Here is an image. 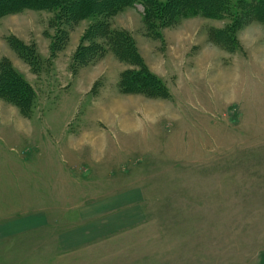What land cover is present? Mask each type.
Masks as SVG:
<instances>
[{"label": "rangeland", "instance_id": "1", "mask_svg": "<svg viewBox=\"0 0 264 264\" xmlns=\"http://www.w3.org/2000/svg\"><path fill=\"white\" fill-rule=\"evenodd\" d=\"M200 1L209 7L207 17L184 19L156 37L145 33L140 5L113 19L114 28L131 34L149 70L161 75L167 98L120 89V75L129 67L112 53L75 68L70 57L90 20L70 30L66 46L61 43L52 57L58 32L51 13L27 10L0 18V60L9 59L35 92L28 116L0 100V120L15 126V120L31 119L33 130L48 132L30 140L43 157L29 168L23 160L36 144L13 143L3 133L8 127L0 126V168H29L32 199L48 200L49 206L15 208V216L44 210L60 221L1 245L0 264H56L57 234L77 225L80 208L74 204L97 198L107 190L96 189L108 186L111 195L145 187L150 229L163 252L144 264L253 263L264 248V12L234 29L237 49L225 29L233 18L218 20V0ZM12 39L34 46L29 64L12 49ZM71 134L80 139L72 152H79L73 161L80 166L73 176L79 194L57 195L50 184L42 191L49 175L67 168L50 157L69 149ZM45 167L47 176L40 172Z\"/></svg>", "mask_w": 264, "mask_h": 264}, {"label": "crops", "instance_id": "2", "mask_svg": "<svg viewBox=\"0 0 264 264\" xmlns=\"http://www.w3.org/2000/svg\"><path fill=\"white\" fill-rule=\"evenodd\" d=\"M74 53L75 51L70 57L71 62ZM148 67L151 68V66ZM153 73L160 78V74ZM20 74L23 75L22 73ZM23 76L25 77V75ZM11 121L0 120V126L8 127L7 130H3V133L13 143L22 142L21 140L23 139L31 142L30 140L34 139L35 133L39 134L41 139L48 135L45 129L38 128L39 130H33L31 119H21L19 122L15 120L14 122L17 123L15 124L16 127L12 125ZM77 137L78 135L71 134L70 140L72 141L70 147H68L69 149L65 153H56V156L50 157V159H61L67 168L62 173L49 175L48 179L50 181L42 185V191L50 184L54 186L52 191H56L57 195L59 192L64 191H78L76 196L79 194L80 186H78V190L74 187L78 180L73 178V176L78 177L80 175L78 173L80 169L79 163L73 162L75 156H79V152L77 154L72 153L75 151L73 147L75 140H78L76 147L79 148L80 139ZM86 141L90 142L89 138ZM109 141L111 142V140L107 142ZM34 144H36L35 151L31 152L29 150L28 157L23 160L28 167L43 157V152L42 150L40 151V145L37 142H31L30 148H33ZM109 146L110 144L104 147V151ZM86 149H89V147ZM58 155L59 157H57ZM106 158L110 159L113 156L111 154L105 155ZM101 164L105 165L103 162ZM29 168L26 170L19 168L18 171L14 166L0 168V246L6 242H14L19 236L45 229L51 223L60 222L59 218L44 210L15 216L17 212L15 208L18 207L49 206L46 199H40L38 203H35L34 199H32V188L28 179L30 175L28 172ZM40 172L42 173L41 175L47 176L46 167ZM109 181H111V177H109ZM69 184L71 186L67 188L66 185ZM144 188L143 186L131 187L114 195L108 193L111 191L110 186L105 188V190L104 188H101V190L95 188L102 193L106 190L107 192L104 194L99 193L97 198L93 197L85 203H79V201L74 204L80 208L74 220L77 225L57 234L56 264H144L153 261L154 257L160 255L163 249L159 246L158 233L150 229V224L153 223V220L147 213ZM17 191H19L18 194ZM61 197L65 198V195H61ZM74 199L76 198L73 196V202ZM1 207H6L7 209H1ZM251 264H264V248L257 252Z\"/></svg>", "mask_w": 264, "mask_h": 264}, {"label": "trees", "instance_id": "3", "mask_svg": "<svg viewBox=\"0 0 264 264\" xmlns=\"http://www.w3.org/2000/svg\"><path fill=\"white\" fill-rule=\"evenodd\" d=\"M218 1V10L216 9L218 20L233 18L232 23L230 22L231 24H228L225 29L228 30L233 45L238 49L234 29L240 22L249 23L257 18L260 11L264 12V0ZM139 5L143 8L145 33L154 37L160 34V29L176 26L184 19L199 15L207 17L206 9L209 8L200 0H0V18L27 10L51 13L53 20L50 24L56 27L58 32L52 45V57H55L61 43L60 46L63 48L66 46L65 41L68 40L70 30L82 21L90 20L82 38L83 43L72 58L75 68L94 64L107 53H112L129 67L120 75V89L150 97L165 95L167 98L169 89L161 78L149 70L131 34L113 26V19L118 13ZM9 43L14 51L18 49V55L24 63L31 61L32 54L29 48L34 46H29L21 40L15 41V39ZM34 96L32 85L14 68L9 59L2 58L0 60V100L15 104L24 116H28L27 113L30 114L32 111V106L28 108L29 100Z\"/></svg>", "mask_w": 264, "mask_h": 264}]
</instances>
